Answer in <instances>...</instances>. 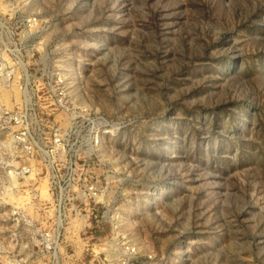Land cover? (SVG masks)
<instances>
[{
  "label": "rangeland",
  "instance_id": "374dc122",
  "mask_svg": "<svg viewBox=\"0 0 264 264\" xmlns=\"http://www.w3.org/2000/svg\"><path fill=\"white\" fill-rule=\"evenodd\" d=\"M0 264H264V0H0Z\"/></svg>",
  "mask_w": 264,
  "mask_h": 264
},
{
  "label": "built area",
  "instance_id": "2783aa9c",
  "mask_svg": "<svg viewBox=\"0 0 264 264\" xmlns=\"http://www.w3.org/2000/svg\"><path fill=\"white\" fill-rule=\"evenodd\" d=\"M15 121H16L15 126L23 124L22 120L19 117H16ZM18 132H21V131H18ZM16 137H19V135L16 134Z\"/></svg>",
  "mask_w": 264,
  "mask_h": 264
}]
</instances>
